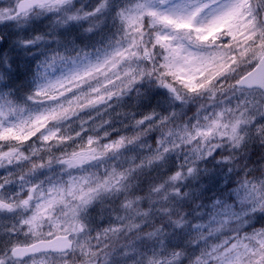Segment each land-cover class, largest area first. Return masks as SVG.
Masks as SVG:
<instances>
[{
  "label": "clouds",
  "instance_id": "9594fccd",
  "mask_svg": "<svg viewBox=\"0 0 264 264\" xmlns=\"http://www.w3.org/2000/svg\"><path fill=\"white\" fill-rule=\"evenodd\" d=\"M0 264H264V0H0Z\"/></svg>",
  "mask_w": 264,
  "mask_h": 264
}]
</instances>
